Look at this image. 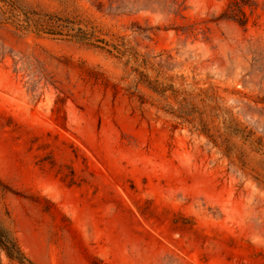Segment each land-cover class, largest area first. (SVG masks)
Wrapping results in <instances>:
<instances>
[{
  "label": "rangeland",
  "instance_id": "obj_1",
  "mask_svg": "<svg viewBox=\"0 0 264 264\" xmlns=\"http://www.w3.org/2000/svg\"><path fill=\"white\" fill-rule=\"evenodd\" d=\"M14 1L37 16L0 0V227L31 263L264 264V0Z\"/></svg>",
  "mask_w": 264,
  "mask_h": 264
},
{
  "label": "trees",
  "instance_id": "obj_2",
  "mask_svg": "<svg viewBox=\"0 0 264 264\" xmlns=\"http://www.w3.org/2000/svg\"><path fill=\"white\" fill-rule=\"evenodd\" d=\"M1 1L8 4L6 6L11 11H14V12L19 11L25 17V20L22 23H26L27 25L19 24L18 28L20 30L21 29L29 30L31 28V25H32L31 22L33 21L31 15L37 16L35 12H33L30 15V13L25 12L20 7V5H17V2L14 0H1ZM230 5H234L233 7H235L236 10H238V12H240L244 17H246L244 10H243L244 6L247 5V3H245V0H242L241 3L235 2V3H231ZM225 18H232L233 20H236V17H225ZM58 22H60L59 19H57L56 17H53V28L62 27L59 25L54 26V25H57ZM65 22L67 24L64 28L68 30L67 32L68 35L67 36L65 35V36L71 41H75L77 43L84 44V45H87L93 48L105 50L111 55L116 54L117 57L121 59L124 57H128L129 58L128 62H130L131 60H134L137 63L141 57L139 53H137L133 48L129 47L125 43L123 38H117L114 43H110L106 41V39L103 38V36H106V35H104L100 31H97L94 28H91L90 30H88V29H83L79 27L78 29H76L75 26L76 25L80 26L81 25L80 22H76V21L74 22L65 21ZM237 22H239L241 26H246L247 24L246 21H242V20H239ZM54 32L55 31H53V33H48V35L63 36L60 33H54ZM36 34H39V33L37 32ZM108 47H111L112 50L111 51L108 50L107 49ZM146 63L147 61L146 62L144 61L143 64L146 65ZM134 72L140 77L139 84H143L147 86L149 89L153 90L154 92L162 94V95L167 91V89L163 87V85L159 83L158 81H155V82L151 81L144 72H141L139 70V68H135ZM89 74H90L88 75L89 81L93 82L96 85H101L105 89L111 88L114 92V95L115 96L118 95L119 87L117 85L110 84L109 81L103 76V74L96 72L94 70H89ZM137 96L140 98H143L140 95H137ZM0 248L5 252L7 257L11 261L16 262L17 264H32L31 261L24 254V252L21 250L17 241L13 239L9 235V233L1 229V227H0Z\"/></svg>",
  "mask_w": 264,
  "mask_h": 264
}]
</instances>
